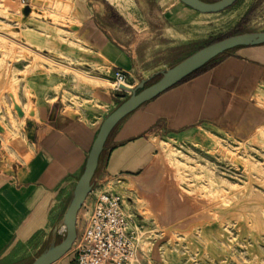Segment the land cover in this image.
<instances>
[{"label": "rangeland", "instance_id": "374dc122", "mask_svg": "<svg viewBox=\"0 0 264 264\" xmlns=\"http://www.w3.org/2000/svg\"><path fill=\"white\" fill-rule=\"evenodd\" d=\"M95 1L112 16L114 36H145L131 88L142 81L139 89L151 84L160 72L217 39L264 30V0H237L217 12H199L180 0ZM28 4L0 0V136L5 148L13 145L16 133L30 139V88L36 81L48 82L69 114L95 107L99 88L113 90L105 81L62 65L109 78L84 68L74 55L83 49V38L72 1L32 0L30 9ZM131 88L114 91L125 97ZM154 140L157 151L145 172L110 178L106 186L119 192L141 220L148 256L144 264H264V84L247 97L233 127L197 124L163 130ZM69 202L57 204L56 216L64 214ZM42 251L45 245L32 246L11 264H31Z\"/></svg>", "mask_w": 264, "mask_h": 264}, {"label": "crops", "instance_id": "0c3cea01", "mask_svg": "<svg viewBox=\"0 0 264 264\" xmlns=\"http://www.w3.org/2000/svg\"><path fill=\"white\" fill-rule=\"evenodd\" d=\"M71 1L82 20L83 38V49L74 55L84 68L104 72L106 77L121 69L125 82L133 85L139 65L137 50L145 36H114L112 16L104 14L95 0ZM261 84L264 43L231 48L140 104L108 135L86 201L106 188L110 178H134L145 172L156 154L154 138L159 132H177L197 124L233 127L241 120L247 97ZM30 90V139L16 133L13 145L5 148L0 136V264L15 263L32 246L45 245L46 251L56 245L65 224L64 214L56 216L57 204L71 201L104 115L130 95L99 88L94 93L95 107L69 114L48 82L38 80ZM51 264L77 262L68 251Z\"/></svg>", "mask_w": 264, "mask_h": 264}, {"label": "water", "instance_id": "95a60500", "mask_svg": "<svg viewBox=\"0 0 264 264\" xmlns=\"http://www.w3.org/2000/svg\"><path fill=\"white\" fill-rule=\"evenodd\" d=\"M186 6L199 12H217L231 6L237 0H180ZM264 43V30L247 31L228 35L217 39L188 55L172 67L160 72V77L151 84L139 89L145 84L142 81L138 87L131 88V94L115 107L101 122L98 132L89 150L84 169L76 183L74 193L65 213L64 222L66 233L61 242L50 247L38 255L31 264H51L67 253L76 238V214L87 194L90 192V183L96 170L100 153L106 139L116 124L129 112L140 104L154 98L160 92L180 82L185 77L203 67L217 55L235 47L257 45ZM28 133L31 130V121H28Z\"/></svg>", "mask_w": 264, "mask_h": 264}, {"label": "built area", "instance_id": "2783aa9c", "mask_svg": "<svg viewBox=\"0 0 264 264\" xmlns=\"http://www.w3.org/2000/svg\"><path fill=\"white\" fill-rule=\"evenodd\" d=\"M29 0H20L24 5ZM107 76L113 90H128L126 75L114 69ZM76 238L69 251L77 264H144L141 220L116 190L103 188L82 202L76 214ZM65 236V224L60 229Z\"/></svg>", "mask_w": 264, "mask_h": 264}, {"label": "bare ground", "instance_id": "6f19581e", "mask_svg": "<svg viewBox=\"0 0 264 264\" xmlns=\"http://www.w3.org/2000/svg\"><path fill=\"white\" fill-rule=\"evenodd\" d=\"M112 4V3H111ZM0 37H1V34H0ZM2 38H6L5 36H3V34H2ZM15 43H18L19 44V42L16 40V42ZM21 44V43H20ZM23 45V44H22ZM27 47V46H26ZM28 48V47H27ZM30 49V48H29ZM35 51V50H34ZM40 56H42V57H44V58H46V60L47 59H49V60H52V61H50V62H52V63H54V60L52 59V58H50V57H48V56H46V55H43V54H39ZM64 67H66V68H69V69H72V70H74L75 72H77V73H79V74H81V76L83 75L84 77H86V78H89V79H94V80H101V81H105V82H107V83H109V80L107 79V78H103V77H99V76H96V75H91V74H89V73H86L85 71H81V70H79V69H76V68H74V67H72L71 65H69V64H62ZM125 85L126 86H128L129 88H131V86L129 85V84H127L126 82H125ZM15 109H16V111H17V113H18V116H22V110L18 107V105H15ZM262 128V127H261ZM0 130H2V126L0 125Z\"/></svg>", "mask_w": 264, "mask_h": 264}]
</instances>
